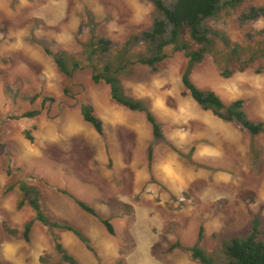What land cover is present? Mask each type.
Wrapping results in <instances>:
<instances>
[{
    "label": "rangeland",
    "instance_id": "374dc122",
    "mask_svg": "<svg viewBox=\"0 0 264 264\" xmlns=\"http://www.w3.org/2000/svg\"><path fill=\"white\" fill-rule=\"evenodd\" d=\"M251 7L264 0H246L209 22L241 57L216 41L191 78L225 104L244 100L249 118L264 122V58L250 59L252 48L264 47V17L240 20ZM156 17L148 0H0L1 264H68L40 223L24 240L23 226L35 213L17 208L22 181L39 188L45 212L89 238L98 258L73 233L57 231L81 264H200L184 249H169L178 241L192 247L201 228L202 248L221 264L222 240L247 234L255 217L264 230V134L253 138L198 105L182 83L185 52L168 48L156 69L135 63L121 76L125 92L159 122V141L146 115L115 103L91 68L68 77L46 52L85 61L83 45L96 36L111 40L115 54ZM223 69L231 76L223 78ZM83 104L96 108L104 136L84 121ZM31 111L40 115L22 117ZM62 191L111 219L115 235Z\"/></svg>",
    "mask_w": 264,
    "mask_h": 264
},
{
    "label": "trees",
    "instance_id": "16d2710c",
    "mask_svg": "<svg viewBox=\"0 0 264 264\" xmlns=\"http://www.w3.org/2000/svg\"><path fill=\"white\" fill-rule=\"evenodd\" d=\"M148 1L153 5L157 15L151 28L137 36H131L117 53L113 54L111 40L96 36H92L91 40L83 45L81 54L85 61L74 58L68 52L52 53L47 49L46 52L54 58L60 71L68 77L74 76L79 70L91 68L94 83H103L108 86L110 96L115 103L132 112L146 115L147 121L152 127L155 141L163 139L159 122L144 101L137 100L125 92L121 76L129 72L135 63L156 69L168 57L166 52L168 48H173L177 52H185L188 62L182 76V83L198 105L219 119L236 124L253 138L264 134V122L253 121L249 118L244 100L225 104L215 92L198 88L191 78L195 67L201 64L207 55L214 53L216 41H219L228 50L230 56L236 59L241 57V48L238 45L232 46L229 38L224 33L212 29L209 22L217 19L225 11L240 9L246 0H174L172 3H168L166 0ZM262 17H264V7H251L247 13L240 17V20L247 23ZM138 46H143L144 51L136 52L135 49ZM259 58H264V47L252 48L250 59ZM221 75L223 78H228L231 76V72L223 69ZM95 109L91 104H83L80 110L84 121L89 123L100 136H104V122L97 116ZM39 115V111H31L23 114L22 117L35 118ZM25 136L28 140H33L29 132ZM148 159L151 164L153 162L152 147L149 148ZM19 190L21 198L17 208L21 210L28 206L35 213V216L27 220L23 226L24 240L30 242L34 224L38 222L49 230L55 251L64 262L81 264L64 246L57 231L73 233L98 258L97 251L92 247L89 238L80 230L57 220L44 211L41 192L36 185L22 181L19 184ZM62 193L69 196L85 213L98 219L109 235H115L111 219L101 216L98 210L87 202L79 200L66 191H62ZM3 226L5 231L12 236L18 235L19 232L16 229L7 224ZM203 234L204 229L201 228L198 240L192 247L186 248L178 241L171 245L169 251L184 249L190 253L194 261L200 264H215L214 259L202 248ZM221 246L224 256L221 264H264L262 220L255 217L247 234L224 239L221 241ZM41 261L44 262V259L41 258Z\"/></svg>",
    "mask_w": 264,
    "mask_h": 264
}]
</instances>
